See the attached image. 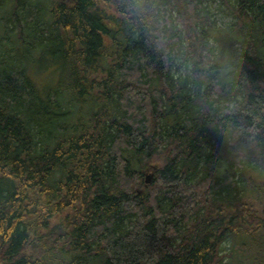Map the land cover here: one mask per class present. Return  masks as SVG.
<instances>
[{
  "label": "trees",
  "instance_id": "16d2710c",
  "mask_svg": "<svg viewBox=\"0 0 264 264\" xmlns=\"http://www.w3.org/2000/svg\"><path fill=\"white\" fill-rule=\"evenodd\" d=\"M206 1L0 0V264H264V0Z\"/></svg>",
  "mask_w": 264,
  "mask_h": 264
},
{
  "label": "rangeland",
  "instance_id": "374dc122",
  "mask_svg": "<svg viewBox=\"0 0 264 264\" xmlns=\"http://www.w3.org/2000/svg\"><path fill=\"white\" fill-rule=\"evenodd\" d=\"M205 7H207V9L209 10V13L211 15V20L214 22V26L215 28H224L228 23H230L232 20V16L231 14L228 12V10H226V8L223 5L219 4L218 0H207L205 2ZM2 16V14H0V17ZM225 35H218V37L221 39V37L223 38ZM214 40H211V44L214 45ZM217 43V41L215 40V44ZM33 58L38 59V53H34L33 54ZM53 71L51 68H44V69H33L32 72L34 71V75L33 78L35 80V82L41 86V84L44 83H52L53 81L55 82V77L59 78L60 77V66L54 65L53 66ZM55 71V72H54ZM151 176L150 175V171H147L145 174V179L146 176ZM151 179V178H150ZM150 181V180H149ZM148 181V182H149ZM231 245L228 244V242H226L224 244V250L227 252L230 251L231 249ZM229 262H231V258L228 260Z\"/></svg>",
  "mask_w": 264,
  "mask_h": 264
},
{
  "label": "water",
  "instance_id": "95a60500",
  "mask_svg": "<svg viewBox=\"0 0 264 264\" xmlns=\"http://www.w3.org/2000/svg\"><path fill=\"white\" fill-rule=\"evenodd\" d=\"M151 176H146V182H148L150 180Z\"/></svg>",
  "mask_w": 264,
  "mask_h": 264
},
{
  "label": "bare ground",
  "instance_id": "6f19581e",
  "mask_svg": "<svg viewBox=\"0 0 264 264\" xmlns=\"http://www.w3.org/2000/svg\"><path fill=\"white\" fill-rule=\"evenodd\" d=\"M146 183H148V182H146Z\"/></svg>",
  "mask_w": 264,
  "mask_h": 264
}]
</instances>
